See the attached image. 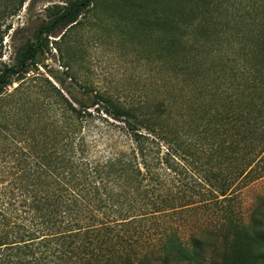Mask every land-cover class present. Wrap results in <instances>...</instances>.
<instances>
[{"label": "trees", "instance_id": "obj_1", "mask_svg": "<svg viewBox=\"0 0 264 264\" xmlns=\"http://www.w3.org/2000/svg\"><path fill=\"white\" fill-rule=\"evenodd\" d=\"M92 1L55 6L0 67V96ZM125 2L150 11L127 20L155 95L127 104L86 84L77 95L69 72L67 89L42 79L29 148L0 176V264H264V193L247 221L235 204L264 181V0ZM96 119L112 131L105 156L88 135Z\"/></svg>", "mask_w": 264, "mask_h": 264}, {"label": "rangeland", "instance_id": "obj_2", "mask_svg": "<svg viewBox=\"0 0 264 264\" xmlns=\"http://www.w3.org/2000/svg\"><path fill=\"white\" fill-rule=\"evenodd\" d=\"M20 1L0 0V67L12 65L14 54L28 42H35L38 28L49 21L55 6L64 5L68 0H25L15 11ZM125 1L128 0H93L78 26L69 29L62 38L66 28H59L47 38L48 45L27 75L29 81L34 77L37 80L23 83L19 91L14 90L17 86L14 81L0 96V176L4 184L10 181L9 168L17 164L19 152L29 148L28 139L34 133V123L27 121V116L42 89L43 78L55 83L58 82L55 78H65L63 88L67 89L71 84L66 76L69 72L81 80L72 86L77 95L79 86L86 84L127 104L143 103L154 97L156 72L148 61V47L139 46L138 42L144 37L130 31L127 20L141 14L149 15L150 11L132 7ZM67 59H71L68 71L63 65ZM96 121L98 123L91 126L88 135L93 142V154L105 156L106 139L112 131L104 121ZM263 193V180L240 191L235 204L243 221L248 220ZM198 217H205V214ZM186 230L180 231L181 236H187Z\"/></svg>", "mask_w": 264, "mask_h": 264}]
</instances>
